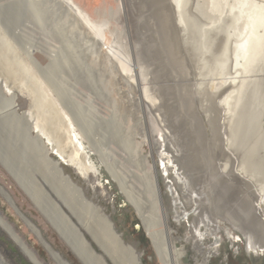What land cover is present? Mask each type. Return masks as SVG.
Returning <instances> with one entry per match:
<instances>
[{
	"label": "rangeland",
	"instance_id": "374dc122",
	"mask_svg": "<svg viewBox=\"0 0 264 264\" xmlns=\"http://www.w3.org/2000/svg\"><path fill=\"white\" fill-rule=\"evenodd\" d=\"M147 1L71 0L69 2L71 7H75V10H72L63 0H0V43L6 47L14 62L27 71L33 80H43L45 89L51 92L50 95H53V98L57 97L60 104L62 103V107L71 118L75 134L86 154L88 153L91 165L97 167L100 186L98 190H95L70 165H63L65 174L83 189L88 199H92L103 208L114 222L116 229L122 234L123 239L141 253L144 264H161V262L141 226L137 213L127 201V196L125 197V190L129 187H124L126 184L129 186L130 181H134L138 186L136 174L147 176L150 164L160 189L161 208L165 209L171 226L176 230L174 236L180 239L177 247L185 250L181 264H264V253L258 250V253L253 254L248 248V245L254 247L253 241L256 247L264 244V234L255 229L257 215L251 204V201L255 202V200L239 195L242 189L236 186V180L232 176L223 178L220 173L213 176L212 167H209V160H212L219 150L216 144L222 139L217 136L218 123L213 114H210L212 112L208 111L209 103L205 106L207 103L204 102L202 89L206 80L221 77L217 73L220 74L222 70L225 72L226 57L222 58L224 54L219 59L212 57L210 62L206 63L207 67L203 64V51H200L203 50L202 47L205 49L210 44L208 39L207 42L204 41L206 36H203L202 42H199L200 45L197 44L198 41L175 40L166 23L156 24L157 19L161 20L158 17L159 13L150 8L148 6L150 3ZM247 3L250 4L249 0ZM77 8L89 15L99 26L101 25L104 34V36L101 35L102 38L99 35L95 37V34L88 30L82 17L78 15ZM180 14L186 19L184 12L180 11ZM190 42L194 44V47L190 45ZM199 46L201 49L198 50L200 52L198 54L196 49ZM28 49L33 50L30 55ZM250 49H253V46ZM115 58L118 59L115 60ZM119 61L126 62L130 66V70H133L132 72L129 70L131 74L123 71L124 75ZM50 72L57 75L56 83L50 76ZM0 92L9 95L2 85ZM15 93L18 112L27 109L30 101L24 97L25 94L22 95V92L18 90ZM147 95L149 97L146 98ZM140 97H143V100L146 99L144 100L146 105L145 102H140ZM210 107L213 110L212 106ZM149 112L154 114L151 115ZM157 113L161 117V132L166 133L163 134L164 136L169 135L164 137L168 149L163 151L164 155L160 158L157 154L162 148L156 147L158 145H155V141L153 143L149 136L145 137L155 132L151 116ZM4 121L6 125L8 119ZM147 122L150 123L148 126L151 125V130L146 125ZM5 125L3 128L8 130L9 138L15 141L14 145H21L19 146L21 149L20 152L16 151L18 148L10 151V143L7 148L5 146L4 153L8 160L4 161L0 158V186L55 250L71 264H84L69 247L46 209L38 203L33 192L20 177V174L27 173L22 175L26 182L34 183L35 181L34 184L41 190L42 186H38V183L43 182L40 174L44 177H47V174L35 164L37 153L24 150L26 145L22 138L16 141L18 138L14 139L15 134H10V129ZM86 125L91 126L87 128ZM164 128L165 132H163ZM23 155L26 156L24 161L28 166L33 165L39 171L34 167H26L28 172L22 170L24 164H21L23 162H20V157ZM142 156H145L148 162H142ZM173 165L180 166L185 179L177 178L179 174L175 172L177 168ZM117 175L125 179L124 187L119 183ZM55 178V176L52 178L53 182ZM167 180L172 182L180 201L184 203L183 213L186 214L184 218L174 220V200L167 188ZM43 191L51 192L47 186ZM217 194L219 197L214 196ZM51 195L56 199L52 192ZM39 198L41 199L42 196ZM219 205L226 206L222 208ZM203 214H207L214 225L201 223L192 235L193 225L200 223ZM0 215L14 228V231L43 264H57L1 194ZM135 220L139 222L147 241L143 240L142 234L138 232ZM189 225H191L190 231ZM198 231L203 233V237ZM84 234L95 250L100 253L90 236ZM243 235H247L246 241ZM2 238L10 242L21 257L29 262L25 254L20 252L22 251L20 247L0 225V255L8 264L19 263L6 243L1 240ZM35 245L41 246L46 254L45 258L39 254ZM256 250L257 248L253 251ZM208 255L210 258L205 261ZM108 264L111 263L108 261Z\"/></svg>",
	"mask_w": 264,
	"mask_h": 264
},
{
	"label": "bare ground",
	"instance_id": "6f19581e",
	"mask_svg": "<svg viewBox=\"0 0 264 264\" xmlns=\"http://www.w3.org/2000/svg\"><path fill=\"white\" fill-rule=\"evenodd\" d=\"M148 1L150 3L148 6L152 9H155L159 13L158 17L162 20L161 21L157 19L156 24L158 22L166 23L168 25L167 28L169 32L172 34L175 40L178 41L181 40L182 42L198 41L197 44L200 45V43L203 40V36H206L204 41L208 39L207 41L210 42V44L208 46L209 48L207 47L204 49L202 47L203 50H200L203 51V61H204L203 64L205 65L206 63L208 64V62H210V59L212 57L219 59L220 56L221 57L223 56L222 54H224L222 58L226 57L227 66L225 72H223L224 70L222 71L220 70L221 72H223V74H221V72H220L221 75L219 74V72L217 74L221 77H215V78H211L210 80H206L205 84L203 83L204 87L202 89L204 102L207 103L205 106H207L209 103L207 107L208 111L212 112L210 114L211 115L213 114L215 120L218 123L217 136L218 137L220 136L222 139L221 141H219L218 144H216V147H219V150L216 152V155L212 158V160H209L210 161L209 167H212V170L214 172L213 176H217L218 173H220V175L223 178L225 176H232L234 180H236L235 181L236 186H238L239 189H242L240 190L239 195H242L244 198L248 197L251 200L252 199L255 200V202L251 201L252 209L254 210L255 215H257L256 218L257 222L255 224L257 228L255 229H258V231L264 234V37L252 38L253 33L257 32L255 22L259 20L260 16H264V13L262 12L264 11L263 9L264 0H249L250 4L247 3L248 0H232L234 2H232L231 0L229 1L217 0V5L222 7V10L218 12H216L213 8H211L210 0H148ZM63 2L66 3L67 7H70V9L75 10V7H71L69 3L71 2V0H63ZM142 2H146V0H142ZM143 4L146 5L147 3H143ZM40 6L38 8H40ZM76 11L78 15L82 17V20L85 22L84 25L88 27V30L90 29L95 34L94 35L95 37H97L98 35L104 36L101 25L99 26L95 21L91 19V17H89V15L85 14L81 9L77 8ZM180 11L184 12V15H186L187 20L184 18V16L180 14ZM72 12L75 13V11ZM36 15L35 17H37ZM237 17L239 18L238 20L239 23L237 27L238 34L235 33L236 29L234 27V19H236ZM172 26H173V30H171ZM262 32L264 33V28L262 29ZM93 33L91 34L93 35ZM100 38H102V36ZM190 43H191L190 45L194 47L193 46L194 44H192V42ZM251 46H253V49H250ZM199 49H201L200 46L198 49H196L197 50L196 52H198V54L200 53L198 51ZM115 50L117 51V49ZM31 51L33 52V50L28 49L29 55ZM109 53H111V51ZM95 54L93 55L95 56ZM9 55L10 54H8L6 47H4L2 43H0V78H2L1 79L2 81H0L1 83L0 86L2 85L5 91L9 94L6 95L5 93L0 92V114L6 115L5 119H8L9 117H7V114L15 110V107L13 105L14 97L15 94L17 93V92L15 93V91L17 90L18 92L21 91L22 95L24 93L25 94L24 97H27L26 99H28L30 101L29 103L31 104L30 106L31 108L27 109V112L30 113L31 118L33 119V125L37 129V131H40L46 136L47 140L52 145V150L55 151L56 154L60 155L66 163L74 165L79 171L84 172L88 167L91 166L89 158L86 157L88 153L86 154L85 150L83 149L80 143V140L75 134V130L73 128L71 118L68 116L67 111L64 110L65 108L62 107L61 105L62 103L60 104L58 98L57 97L53 98V95L52 96L50 95L51 92L49 93V90L45 89L46 87L43 80L41 81L39 80L35 81L36 79L33 80L31 76L27 74L28 72L25 71L23 68H21L18 63L14 62L13 58H11ZM106 55H108V53H106ZM117 59L115 58V60ZM110 66L112 65L110 64ZM206 66L208 67V65ZM120 67L122 69L121 71L122 72L124 71L125 73L131 74L130 71L131 72L133 71L130 70L129 68L130 66L126 62H122ZM123 73H121V75ZM50 76L53 77V80L56 83L57 75L55 73L50 72ZM147 97H149V95H147L146 98ZM142 98L140 97L139 99L140 102L143 103L145 102L144 100L146 99L143 100ZM144 104L146 105V102ZM210 106H212L214 112ZM153 111L154 110H152V112ZM149 114L151 113L149 112ZM160 118L161 117L159 113L155 114L154 116H151L152 119L151 122L153 124V130L155 131L154 133L156 136L153 135L154 133L145 135V137L149 136L150 140L153 143L155 141V145H158L156 147L162 148L160 149V151L158 150L157 155H159V158L163 157L164 155L163 151L168 149L165 144L164 137L166 136L169 137V135L164 136L163 134L166 133L161 132ZM139 121L141 122V118ZM149 124L147 122L146 125L148 126ZM5 126H7L10 129V134H15L16 129L21 127L19 123H17L15 120L10 118L6 122ZM86 126L88 128L91 125L89 126L86 125ZM165 131L166 129L164 128L163 132ZM156 137L157 139H155ZM16 141H19V138L16 139ZM22 141L26 145V148H24V150H28L32 153H37V157L35 158L36 166H38L43 171V173L45 172L47 174V177H50L52 179L55 176L56 178L54 179L55 181L54 183L62 187L63 193H65V195L69 199H71L72 198L71 189L69 188V186H66L59 177H57L56 167L53 165L52 162L48 160L46 154H44L39 143L33 138H27V137H23ZM170 141L172 140L170 139ZM10 148H11L10 151H15L12 147ZM151 150L153 149L151 148ZM139 154L141 155V153H138V155ZM24 155L20 157V162H23L21 164L25 165L24 158L26 156L24 157ZM175 155H177V153ZM40 160L42 162H40ZM146 161L147 160L145 156H142V162L146 163ZM173 162L175 163V161ZM141 165L144 166L143 163H141ZM151 165L152 164H150V170L147 173V176H140V175L138 176L136 173H134L136 174V180L138 179L137 180L139 183L138 186L134 181H130L129 186H127V184L124 183L125 179L123 177L119 178L118 175H117L118 177L117 179L122 187L125 186L124 184H126L124 188L129 187L128 188L129 190L128 189L125 190L127 199L131 202L135 212L139 214L141 220L143 221L146 228V232L149 236V239L155 249L156 255L159 261L161 262V264H181V258L185 254V250L183 248L177 247V242L180 241V239L174 236L176 230L171 226L170 224L171 222L169 221L166 222L165 219H163L164 213L162 214L161 211L160 189L156 181L157 178L155 177L152 171ZM173 166L177 168L175 170V172L177 171L179 174V177L177 178L185 179L184 176L182 175L183 171H181L180 166L178 165H173ZM175 172L174 174H176ZM134 174L132 175L135 176ZM223 178L221 180H223ZM212 181L215 180L212 179ZM237 182L239 183L238 185ZM29 186L33 187L34 185L29 184ZM167 188H169L172 198L175 204H177L175 210L177 212L179 211L184 212V206H183L184 203L180 201L178 197V193L175 191L172 182L168 183ZM192 191L194 192V190ZM32 194L37 201L42 200V199H38L41 196V194L36 189H34V193ZM214 196H218V194ZM87 203L90 205L92 209L93 208L95 209L94 205H92L89 201H87ZM225 206L226 205L224 206L219 205V207L222 208L223 207L225 208ZM52 212L53 211L51 210V213ZM98 214L100 218L102 217L104 222L108 224L110 228V225L108 223V220L105 218V215H101V212H98ZM199 222L200 223L197 224L196 226L193 225V229L191 231L192 235L194 234L195 229H198L201 223L206 222L209 226H210L209 223L214 225L213 221H211L210 217L207 214H203ZM0 225L8 233V235L15 241V243L20 247V249L28 259H30L34 264H43L36 257L35 253H33L28 248V246L21 239V237L14 231V229L6 222V220L1 215H0ZM97 232L99 239L102 242H106L108 244V237L103 231L102 227L98 228ZM199 233L203 237V233L202 232ZM83 241L87 246L89 245L88 241L85 238H83ZM247 243L250 244L249 242ZM252 244H254V247L252 245H248V248L253 250L256 249L254 241ZM208 258H210V255L205 257V261H207ZM0 264H8L1 255H0Z\"/></svg>",
	"mask_w": 264,
	"mask_h": 264
},
{
	"label": "water",
	"instance_id": "95a60500",
	"mask_svg": "<svg viewBox=\"0 0 264 264\" xmlns=\"http://www.w3.org/2000/svg\"><path fill=\"white\" fill-rule=\"evenodd\" d=\"M13 105L15 107V110L13 112L8 113L7 117L15 120L17 123L20 124L21 127L16 129L15 135L14 137L13 136L12 137L14 139L20 137L21 138L27 137L36 140L39 143L40 147L42 148L44 154H46L48 160L52 162L53 165L56 167L57 176L62 180V182L66 186H69V188L72 191V198L69 199L65 195V193H63L62 187L54 183L53 180L50 179L49 177L47 178L40 174V177H42L43 179L42 183H38V186H42L41 188L42 191H41L37 187V185L34 184L35 181L32 179L34 181L33 184L35 188L41 193L42 196L41 198L42 201L39 203L43 205V207L46 209V212L50 216L52 222L56 225L59 233L65 239V241L72 249V251L78 256V258L84 264H108V261L111 264H144L141 259V253L133 245L127 243L123 239L122 234L116 229L114 222L111 220L110 216L104 212L103 208L99 204L95 203L92 199H88L85 196L83 189L79 187L75 182H73V180L69 175L65 174L63 170V165H70L74 169V171L77 174H79L84 179V181L89 183L95 190H98L100 186V182L98 181L97 178L98 175L97 168L91 165L84 172H81L74 165L66 163L60 155L56 154V152L52 150V145L47 140L46 136L40 131H37V129L34 127L33 119L31 118L30 113L27 112V109L31 108L30 107L31 104L28 105L27 109L18 112L16 96H15ZM5 118L6 115L0 114V158L3 159L4 161H7L8 160L6 157L7 155L6 153H4V151L6 150L5 146L7 148L8 143H10L11 147L13 149L18 148V150L16 151L19 152L21 149V147L19 146L21 145H18V147L17 145H14L15 141L12 142V139L9 138L7 129L3 128L5 123L4 121ZM51 156H53L56 159H54ZM86 157L89 158L88 155ZM10 164L12 165L13 163ZM167 183H171V181L167 180ZM25 184L28 186L26 182ZM45 186L49 187V189L51 190V192L53 193L56 199L52 197L51 192L49 193L43 191ZM30 190L32 191L31 188ZM122 193L125 195L123 190ZM0 194L6 199V201L11 205V207L15 210V212L21 217V219L25 222L27 227L31 230V232L35 235V237L38 239L41 245H43V247L46 249V251L49 253V255L57 264H71L49 244V242L43 237L41 231L35 226V224H33L27 217H25L21 213L19 208L15 205L11 196L1 186H0ZM87 201H89L92 205H94L95 209L94 208L92 209L90 205L87 203ZM127 201L132 206L131 202L128 199ZM176 205L177 204L173 202L174 208L176 207ZM51 210L54 211V213H51ZM161 211L162 214L164 213L163 219H165L166 222L169 221L166 211L162 210V208ZM98 212H101V215H105V218L108 220L110 228L108 224L104 222L102 217L100 218ZM185 215H186L185 213L181 211L177 212L175 210L174 220H177L179 218H184ZM137 217L140 220L141 226L144 229L147 237L149 238L146 232L145 225L141 220L139 214H137ZM190 226L191 225H189V231H190ZM101 227L108 237V244L106 242H102L98 237L97 229ZM84 233L90 236L92 241L96 244V246L100 250V253H98L95 250V248L92 246L91 242L86 239ZM246 236L247 235H243L244 240L246 239ZM83 238H85L88 241L89 243L88 246L84 243ZM256 248H257L256 250L257 253L258 250L261 253H264V244H261ZM250 251L253 254L256 253V251L254 252L252 249H250ZM20 252L23 254L22 251ZM27 260L31 264H34L30 259L27 258Z\"/></svg>",
	"mask_w": 264,
	"mask_h": 264
},
{
	"label": "trees",
	"instance_id": "16d2710c",
	"mask_svg": "<svg viewBox=\"0 0 264 264\" xmlns=\"http://www.w3.org/2000/svg\"><path fill=\"white\" fill-rule=\"evenodd\" d=\"M135 226L138 227V232H140L142 234V238L143 240L147 241V239L145 238V236L142 233V229L139 225V222L137 220L134 221ZM4 243H6L7 247L9 248V250L11 251V253L13 255H15V260L19 263V264H31L30 262H27L23 257H21V255L17 252V250L13 247L12 244H10V242H8L7 240H5L4 238L1 239ZM36 249L38 250L39 254L41 256H43L44 258L46 257V254L44 252V250L41 248V246L35 245Z\"/></svg>",
	"mask_w": 264,
	"mask_h": 264
},
{
	"label": "crops",
	"instance_id": "0c3cea01",
	"mask_svg": "<svg viewBox=\"0 0 264 264\" xmlns=\"http://www.w3.org/2000/svg\"><path fill=\"white\" fill-rule=\"evenodd\" d=\"M26 167H27V168H28V167H34L36 170H38L35 166H28V164L25 162V165L23 166L24 169H22V170H25V171L28 172V170H27ZM38 171H39V170H38ZM21 173H22V172H21ZM26 174H27V173H24V174L22 173V175H26ZM22 175H21V176H22ZM32 175H33V174H32ZM32 175H31V176H32ZM21 176H20V177H21ZM22 177H23V176H22ZM23 181H24V180H23ZM27 183H28V182H27ZM28 184H32V185H33V183H31V182H29ZM37 191H38V190H37ZM38 203H39V202H38Z\"/></svg>",
	"mask_w": 264,
	"mask_h": 264
},
{
	"label": "flooded vegetation",
	"instance_id": "af4514ba",
	"mask_svg": "<svg viewBox=\"0 0 264 264\" xmlns=\"http://www.w3.org/2000/svg\"><path fill=\"white\" fill-rule=\"evenodd\" d=\"M20 176H21V174H20ZM21 178L25 181V179L21 176ZM26 182V181H25ZM27 183V182H26ZM29 186V185H28ZM31 189H32V191H33V193H34V189H36V188H34V187H32V186H29ZM37 190V189H36ZM36 199V198H35ZM38 199H40V198H38ZM40 201V200H39ZM38 201V202H39ZM42 201V200H41ZM40 201V202H41ZM53 213V212H52ZM51 214V213H50ZM52 215V214H51Z\"/></svg>",
	"mask_w": 264,
	"mask_h": 264
}]
</instances>
